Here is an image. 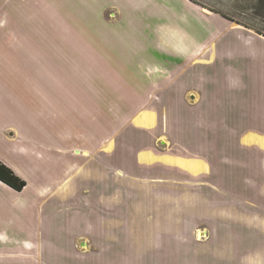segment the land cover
I'll use <instances>...</instances> for the list:
<instances>
[{"label":"rangeland","instance_id":"374dc122","mask_svg":"<svg viewBox=\"0 0 264 264\" xmlns=\"http://www.w3.org/2000/svg\"><path fill=\"white\" fill-rule=\"evenodd\" d=\"M18 1L12 8L11 0H0V70L12 71L0 72V136L9 138L0 137V160L28 188L15 193L0 184V264L25 261L12 249L32 240L27 233L47 213L40 207L51 199L59 206L58 186L73 177L59 215L77 209L83 237L41 264H236V211L253 210L237 193V177L250 189L253 180L260 183L237 171L236 129L248 115L236 118L235 110L243 111L233 94L236 45L264 37V1L51 0L50 10L40 0ZM155 20L152 29L145 23ZM16 37L41 44L14 46ZM64 39L83 43L78 59L67 54ZM77 69L93 77L67 75ZM180 83L183 100L174 92L180 94ZM217 86L230 94L215 93V109L204 118L197 93ZM246 111L257 120V102ZM14 120L30 124L26 140L54 143L46 132L61 123L59 134L67 136L54 150L26 141L18 153ZM248 160L257 162V153ZM49 186L53 195L35 197ZM255 193L254 207L263 208ZM74 215L67 231L76 233Z\"/></svg>","mask_w":264,"mask_h":264},{"label":"crops","instance_id":"0c3cea01","mask_svg":"<svg viewBox=\"0 0 264 264\" xmlns=\"http://www.w3.org/2000/svg\"><path fill=\"white\" fill-rule=\"evenodd\" d=\"M3 3H6V0H3ZM40 3H42L43 5H46L49 10L50 8H52L51 0H40ZM11 4H12V8L17 7L19 5V1L16 0L15 2V0H11ZM5 6H8V5H5ZM1 10L5 11L4 8H1ZM45 15L46 14L44 13L43 16ZM3 28L5 27H2V29ZM263 40H264V37L257 36L253 40L251 39V41H248L244 44L238 41L239 43L236 45L237 47V50H236L237 67H236L235 81H234L235 91L233 94L234 96H237L239 100H242V103H243L241 105H236V107H241L239 108L240 110L243 108V111L235 110L238 113V115L236 113L237 115L236 118L238 120H242L243 119L242 116L244 115L242 112H246L248 115V123L245 124L244 128H242V126H244L242 125L243 122L240 123L239 121H237V126L242 125L238 129H236V137H235V140H236L235 155H236V159L240 160V161L237 160L239 162V166H237V171L241 169V173H242V169H246L250 175H253V177L259 180L260 182L256 184L255 181L253 180V182L250 184L251 185V189H250V187H248L247 185L243 183V180L241 182L240 176L243 177V175H239L237 177V180H238L237 181L238 183L237 193L241 194V196L246 195L247 197H249L248 204H250L253 207V210L248 212L247 214H242L236 211V222H237L236 232L238 234L236 241H237V245L241 247V248L239 247L237 248L236 264H264V199H261V201H259L260 203H258V198L260 196H263L264 198V43H263ZM61 43H64L63 44L64 47H69V48H66V52L67 54L69 53V56L72 57L73 59H74L73 53H75V58L78 59L80 57L79 55L83 52L82 51L83 43H81L80 41H78V43L75 44L73 41H67V39H64ZM11 44L14 46H22V45L25 47L28 46L27 48H30L31 46L41 44V42L39 38H35V37H28V38H23V39L20 37H16V39H13ZM45 44H47L46 40L44 41V45ZM3 45H7V44H3ZM173 45L175 44L174 43L170 44V46H173ZM247 57L251 58L252 60H245V58ZM18 59H19V56H18ZM242 61L249 62L250 64L244 63L245 66H242L241 64ZM250 67L253 70L252 73L249 72ZM256 67H257V71H255ZM82 71L83 70L77 69L71 74L68 73L67 75L71 76L72 79L80 78V77H93V75H86V76L83 75ZM0 72H12V71L11 70L8 71V69L3 68L0 70ZM59 73L64 74L63 71H59ZM228 77L230 76H227L225 80H227ZM123 78H126V77H123ZM246 79L248 80V83L245 82ZM251 79L257 85V89L254 86H250L251 82L249 81ZM74 81H77V80H74ZM126 83L130 85L129 82H126ZM243 85H244V89H242ZM245 86H247L249 90H246L248 94L247 95L244 94L245 95L244 96L243 92L245 90ZM226 87L225 89H222L221 86H217V88L211 90L213 91L211 95H210L211 91L210 92L208 91L209 94H205L204 92L202 93L195 92L197 93L198 97L201 99V106L199 107V110L204 114V118L215 109V107L212 106V104L214 103L216 99L215 93L222 94L223 92L224 93L226 92L230 94L228 91H226ZM184 88H185V83H182L180 86V94H178L176 92V89H174L176 96L179 97L181 100L184 99L182 96V90ZM240 93H242V95H240ZM190 99L194 100L195 95L191 94ZM256 102H257V120H255L256 116L253 115V113H249L246 111V110H250L252 105L254 108V104ZM63 105L65 104L63 103ZM63 105H60V106L63 108ZM225 118L227 117H224L223 119ZM46 119H47V116L45 114V118H43L40 121L43 122V124H46L45 122ZM48 122L51 123V121H48ZM17 124H16V120H14L11 125L17 126L20 129L19 130L20 133L17 139H18L19 144L22 145L23 147H21L20 150L16 151L18 153L24 152L23 143L26 141L33 142L36 144L40 143V145L42 146L39 145V147H41L42 149L47 148V151L54 150L53 145H56L57 143L63 144V135L67 136V134L66 135L63 133H62L63 135L61 133L59 134V131L63 130V124L61 123L59 125H54L55 127L59 126V128L56 127V130L54 132L52 133L46 132L47 135H49V138H51L50 141L54 143L47 141L45 137L39 139L40 136L38 138L39 141L37 140L36 137H34L31 140H26L25 138H23L22 135H24L25 132L30 131V127H31L30 124L28 126H26V123L23 124V122H20L19 123L20 125H17ZM5 126L6 125H3L2 127H5ZM32 127H33V130H35V127L34 126ZM20 136H22V138H20ZM0 137L3 138L2 136ZM3 139L5 141L9 140V138H3ZM3 147H5L8 150H14L10 145H8V143L7 144L4 143V145L2 144L1 148ZM62 147L66 148V146L64 145H62ZM33 149L35 148L33 147ZM34 151L35 150H32V152ZM76 153L78 154V152ZM254 153H257V162H255L254 160H251V161L248 160V158L253 157ZM48 155H52V153L51 154L48 153ZM2 157H3V154H2ZM0 161L5 166L10 168L3 160H0ZM52 163L59 164L60 162L56 163L55 161L54 162L52 161ZM75 171L76 170L73 171V174H75ZM118 174L120 175L121 173L118 172ZM73 179L74 177L70 181L68 180L66 182L62 180L61 183L59 184L58 187L61 186V189L63 190V192L60 193L61 200H59V206H57L55 204V201L51 199L50 202H47L44 204V207L42 208L40 207V209L43 212L47 211V213L45 214L46 215L45 218L42 219L43 225H41L40 227L33 226L34 228L33 231L32 232L30 231L27 233L26 237L30 240L32 239L31 240L32 242L24 241L23 242L24 244L21 245L22 249H19L17 247H14V249H12V251L22 255V258L25 260L24 262L18 263V264H36V263L41 264V262L46 261L48 258L50 260L51 259L55 260L57 258L54 257V254L61 255V254L66 253L65 248L75 243L76 239H78L77 237L79 238L83 237L82 236L83 230L81 231V228L83 229L82 222H83L84 216L79 214L78 213L79 211H77V209L76 210L74 209V211L71 210L70 213H66L65 215H63L65 216V218L59 215V214H62L66 210L67 205L65 204L67 203L66 199L68 198L67 192L69 193L73 192L72 191L73 187L70 190L69 189L64 190V189ZM100 179H103V177ZM80 180L82 183L81 178H79V181ZM51 183H53V185L57 184L55 180H52ZM254 185H256V187H254ZM81 187L83 188V185ZM27 188L28 187L25 186V188L22 191H25ZM50 188L51 186L45 188L46 191L45 189L36 190L35 197L39 198L43 196L44 194H47ZM255 190H257V206L261 205L263 208L254 207V205H256V198L253 197V195L256 194ZM242 192H245V193H242ZM49 194L53 195V192L51 191L49 192ZM45 196L47 197V195ZM41 200L43 203L44 200L43 199ZM36 205H40V204H36ZM49 209L55 210L53 212L55 214V217L52 216L53 213L48 211ZM49 213H51V215L47 216V214ZM73 214H75L74 216L76 217V220H75L76 223L74 224L76 233L67 231L69 228V223H71L69 219L72 218ZM33 220L34 219L31 218L29 221L33 222ZM40 231H42V233L39 235ZM240 233L245 234V237L244 235H240ZM45 239H47V241H45ZM51 239H56V240L58 239V240L57 242H55L54 240L51 241ZM61 245L63 246L64 251L62 250ZM81 245L82 247H84V249H87V244L83 243ZM4 253H5L4 251H0V262L5 261V257H3ZM6 253H9V252H6ZM31 260H33L32 261L33 263L31 262ZM13 263L16 264L15 262ZM59 264H62L60 260H59Z\"/></svg>","mask_w":264,"mask_h":264},{"label":"trees","instance_id":"16d2710c","mask_svg":"<svg viewBox=\"0 0 264 264\" xmlns=\"http://www.w3.org/2000/svg\"><path fill=\"white\" fill-rule=\"evenodd\" d=\"M258 1L263 2L264 0H258ZM127 8H129V7L127 6ZM153 12H155V11H153ZM153 12H152V14H154ZM212 13L217 14L213 11H212ZM220 16L225 17L223 15H220ZM153 18L151 17V19H153ZM145 20H147V19L145 18ZM157 21H158V19H157ZM145 23L148 25V27L150 29H152L156 25V20L153 23H151L150 21H148V22L145 21ZM256 34H259V33H256ZM256 37H257V35H256ZM0 183L7 186L8 188H10L11 190H13L16 193H20L26 186V182L24 180H22L21 178H19L18 176H16L13 173V171L10 168H8L7 166H5L1 161H0Z\"/></svg>","mask_w":264,"mask_h":264},{"label":"water","instance_id":"95a60500","mask_svg":"<svg viewBox=\"0 0 264 264\" xmlns=\"http://www.w3.org/2000/svg\"><path fill=\"white\" fill-rule=\"evenodd\" d=\"M206 12H208V13H212V12H210V11H208V10H205ZM239 27H241L240 25H238ZM257 36H259V34H256Z\"/></svg>","mask_w":264,"mask_h":264}]
</instances>
